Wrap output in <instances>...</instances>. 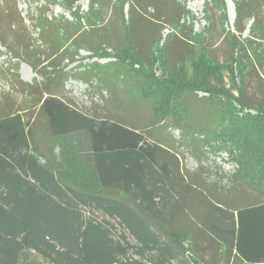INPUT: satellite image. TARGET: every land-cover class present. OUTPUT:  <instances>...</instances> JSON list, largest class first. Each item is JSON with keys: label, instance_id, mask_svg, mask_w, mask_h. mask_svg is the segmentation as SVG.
<instances>
[{"label": "trees", "instance_id": "1", "mask_svg": "<svg viewBox=\"0 0 264 264\" xmlns=\"http://www.w3.org/2000/svg\"><path fill=\"white\" fill-rule=\"evenodd\" d=\"M101 1L90 0V7ZM132 1L122 21L123 42L111 45L97 30L98 48H109L113 59L71 74L111 95L115 89L131 91L148 103L145 130L93 108L82 109L63 94V80L71 75L55 62L59 54L68 57L60 38L71 40L69 45L92 48V29L79 27L83 33H78L69 23L52 31L47 15L40 13L45 21L36 24L39 38L51 43L46 55L33 51L34 44L16 32L25 44L19 51L20 41L9 31L20 26L16 21L4 26L7 18L19 16L15 2L10 13L4 12L5 6L0 11V44L11 55L1 76L32 107L29 114L24 112L27 107L14 108L8 91L0 99V264H20L27 252L29 264L37 258L43 264H264V94L253 105L245 91V80L257 67L264 87V62L257 66L259 58L252 61L245 53L246 64L240 69L234 48L227 59L215 61L204 45L195 48L187 33L189 51L172 64L171 43L179 32L165 44L167 68L156 74L151 63L159 31L143 53L138 16L144 15L134 9L152 8V23L174 26L187 12L179 0H167L174 4L168 12L158 0ZM206 1L224 8V0ZM232 3L235 29L224 32L227 43L243 35L250 22L252 37L264 41V0ZM75 8L73 1L66 7L78 20ZM224 19L223 15L222 23ZM206 20L210 28L212 16ZM19 61L42 76L40 87L19 79L15 73ZM45 67L54 71L45 74ZM166 130H176V143L196 159L225 152L227 160L237 164L232 176L262 198L229 210L219 205L220 196L212 194L211 209L204 214L196 210L207 226L212 225L210 232L171 230L167 218L176 204L181 208L186 202L182 186L187 184L177 155L169 150L173 144ZM173 192L178 198L171 204ZM183 238L191 241L190 261L180 255Z\"/></svg>", "mask_w": 264, "mask_h": 264}, {"label": "rangeland", "instance_id": "2", "mask_svg": "<svg viewBox=\"0 0 264 264\" xmlns=\"http://www.w3.org/2000/svg\"><path fill=\"white\" fill-rule=\"evenodd\" d=\"M74 2L76 5L74 15L79 16L78 20L75 19L70 11H67L66 7L70 2ZM180 5L184 7L187 14L183 15L178 25H167L165 22L155 20L151 22L152 8H148L147 12L140 8L134 9V13H143L144 18L140 16L138 18L140 23L143 25L142 31L139 36L142 37L140 47L141 51L146 52L150 46L152 38L157 35L159 31V38L155 42L153 48V63L151 65L155 68L157 74L163 67L167 68L168 60L166 56L165 44L172 37V33H179L178 38L171 44V50L173 58L171 57V63L174 64L178 57L184 55L188 50V38L185 34L190 33L192 37V43L195 48L205 46L210 53V57L218 62L227 59L230 50L234 48L238 53V63L241 69L246 64L245 53L250 60H258L256 65L259 66L261 61L264 62V41L259 40L256 37H252L250 34L251 22L247 24L244 32L239 38L233 40L230 44L225 40L224 32L234 33L235 29V6H233L232 0H224V8L217 7L214 3H208L206 0H179ZM219 1V0H216ZM16 4L15 12L19 14L12 16L11 18H5V24L16 21L19 29L11 28L9 35L20 41L18 46L19 51H23L25 44H21V38L17 33H22L29 43H33V51H43L44 54L47 52L49 45L51 44L47 39H40L39 32L36 24L38 22H44L43 14L47 15V22L51 25L52 31L58 26L64 24L74 25L78 33H83L82 30H93L92 48L86 45H69L70 41L61 39L62 44H65L67 51L66 57L59 54L55 60L59 61L58 67L64 69L67 72V77L64 82V95L69 98L70 101L75 103L78 107L90 110L95 109L101 115L111 118L112 120H118L126 126L137 128L138 130H145V123L150 115V108L148 103L142 102L136 94L131 91L126 93L120 89H115L112 95L105 89L98 86L91 87L88 83L82 79L74 77L71 73H75L76 69H85V67L92 64H99L106 61L112 60L113 52L109 48H98L100 33L98 29L104 33V38H107L109 43L112 45L119 44L125 40L124 29L122 21L128 16L129 4L134 2L132 0H102L97 7H90V0H0V11L5 6L7 11L10 13L13 9V3ZM51 2H54L52 4ZM166 12L173 8V2L167 0H158ZM116 4V7L114 5ZM136 7V6H135ZM137 8V7H136ZM10 11V12H9ZM14 13V12H13ZM43 13L40 15L39 14ZM212 16L213 23L210 28L209 22L206 17ZM225 16L224 22L222 23L221 18ZM39 19V20H37ZM151 24H150V23ZM93 24V25H92ZM17 27V26H16ZM67 30L69 27H65ZM1 29V24H0ZM14 29V30H13ZM77 33V34H78ZM58 38L61 37L60 33H57ZM98 36V38H96ZM73 39V38H72ZM9 40V39H8ZM237 42L239 44H237ZM192 49L194 46L190 45ZM96 49V51H94ZM0 51L3 52L0 55V99L5 92H10V96L13 100L14 108L27 107L24 112L29 114L31 112V103L25 95L15 92L11 88L8 80H5L1 76V72L4 67L9 66V60L11 55L6 51V48L0 44ZM105 54V55H101ZM46 55V54H45ZM15 60V59H14ZM258 68V67H257ZM251 71L245 80V91L251 104L255 105L259 101L263 94V79L260 75L259 70ZM45 74L52 73L54 68L45 67L42 70ZM19 75V79L25 83H36L41 86L42 76L32 67L23 62L19 61L17 70L15 71ZM264 74V72H263ZM236 94L235 90H231ZM45 94V93H44ZM201 94V93H200ZM35 95V94H34ZM39 95V94H37ZM35 95V96H37ZM43 95V94H42ZM34 111L36 108L33 109ZM36 113V111H35ZM169 132L171 136L170 151L175 153L178 158V164L182 168L181 175L185 178L186 186H182V192L186 202L180 203V207L175 205L174 213L167 218V226L175 231H187L198 234L199 232H210L211 226H207L201 218L202 212L204 214L209 206V201L215 203L214 196H220L221 205L224 209H234L246 203H252L259 201L262 198L260 194L249 188L245 183H242L239 179L232 176V172L236 169V163L229 162L227 160V154L225 152L208 153L206 156L200 154L201 157L196 159L190 154L188 149L179 146L176 143L178 139V132L176 130H166L165 134ZM145 133V132H144ZM41 134V128L36 129V137L39 138ZM149 140H153V137L147 136ZM168 147V146H167ZM193 179L195 182L193 183ZM239 180V181H238ZM205 188H202L201 185ZM174 197L178 198L176 192L172 193L171 204H174ZM190 199L191 201L187 200ZM219 201V200H218ZM207 206V207H206ZM197 208L199 211L197 212ZM214 213L220 215L219 212ZM99 214V213H98ZM201 218V219H200ZM180 239H178L179 241ZM190 239L183 238L179 241L181 254L183 258L190 261L192 257L190 249ZM31 254L25 253L21 257L20 264H29ZM35 264H43L42 260L37 258Z\"/></svg>", "mask_w": 264, "mask_h": 264}]
</instances>
